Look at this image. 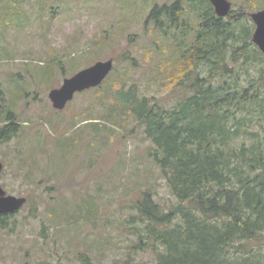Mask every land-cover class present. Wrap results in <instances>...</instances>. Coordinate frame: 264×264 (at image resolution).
<instances>
[{
    "label": "rangeland",
    "instance_id": "rangeland-1",
    "mask_svg": "<svg viewBox=\"0 0 264 264\" xmlns=\"http://www.w3.org/2000/svg\"><path fill=\"white\" fill-rule=\"evenodd\" d=\"M228 1L234 11L249 5ZM0 2L7 7L0 14V128L4 107L19 126L16 136L0 140V185L6 195L26 199L4 216L0 264H81V254L92 264H157L155 249L135 246L142 225L133 206L146 189L164 211L177 202L148 157L152 146L143 127L115 92L134 87L139 97L166 107L186 96L177 87L180 64L171 40L147 22L154 5L176 0ZM193 5L184 3L194 23ZM110 59L113 70L99 87L75 94L62 111L53 109L52 89ZM74 60L79 69L62 75L59 62ZM259 243L247 247L264 262V234Z\"/></svg>",
    "mask_w": 264,
    "mask_h": 264
},
{
    "label": "trees",
    "instance_id": "trees-1",
    "mask_svg": "<svg viewBox=\"0 0 264 264\" xmlns=\"http://www.w3.org/2000/svg\"><path fill=\"white\" fill-rule=\"evenodd\" d=\"M190 1L194 23L180 0L154 5L147 17L171 40L180 64L177 87L186 96L166 107L139 97L134 87L115 92L143 127L152 146L148 157L177 202L164 211L150 189L140 193L133 206L142 225L135 246L155 249L157 264H264L247 247L264 234V56L251 43L246 13L262 9L257 3L264 0H248L246 9L225 18L208 0ZM6 10L0 2V14ZM58 66L66 76L78 65ZM4 110L0 140L9 141L19 126L11 108ZM4 219L0 229L7 227ZM78 259L92 264L84 254Z\"/></svg>",
    "mask_w": 264,
    "mask_h": 264
},
{
    "label": "water",
    "instance_id": "water-1",
    "mask_svg": "<svg viewBox=\"0 0 264 264\" xmlns=\"http://www.w3.org/2000/svg\"><path fill=\"white\" fill-rule=\"evenodd\" d=\"M188 1V0H182ZM214 13L220 18L229 16L231 3L228 0H208ZM255 28L251 41L264 56V9L249 13ZM113 69V60L96 62L94 65L83 69L72 77L63 80L62 85L49 92L48 98L54 110L62 111L74 98V95L83 91L96 88L102 84ZM3 165L0 163V175ZM25 198L6 195L0 185V216L12 215L18 212L25 204Z\"/></svg>",
    "mask_w": 264,
    "mask_h": 264
}]
</instances>
